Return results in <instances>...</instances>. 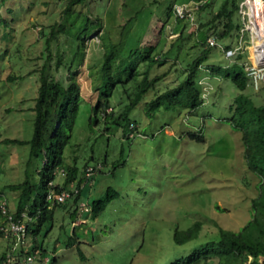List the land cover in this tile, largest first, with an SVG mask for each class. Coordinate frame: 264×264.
Masks as SVG:
<instances>
[{"label":"rangeland","instance_id":"rangeland-1","mask_svg":"<svg viewBox=\"0 0 264 264\" xmlns=\"http://www.w3.org/2000/svg\"><path fill=\"white\" fill-rule=\"evenodd\" d=\"M223 1L88 0L66 16L69 0H0V13L9 25L0 24V205L6 201L13 213L18 209L26 190H10L11 185L26 182L29 191L37 185L39 194L43 192L40 171L47 139L64 98L55 105H44L38 155L31 156L30 143L12 140L31 142L34 138L45 64L58 79L66 80L69 71L76 73L81 87L80 109L64 151V166L77 167L76 185L87 163L99 169L81 201L86 207L82 210L79 205L76 220L72 223L70 219L74 201L66 202L55 209L50 227L43 226L40 234L29 239L28 243L37 238L46 248V264H170L218 237L220 227L240 231L251 219L260 179L248 168L241 131L226 121L241 91L230 79L219 78L205 67L235 61L245 67L263 63L264 52L256 31L260 25L249 7L254 0L242 1L240 37L235 35L232 48L226 49L230 40L222 38L221 31L214 29L218 22H212ZM177 7H186V17H179ZM88 23L90 32L85 28ZM76 36L80 39L75 40L73 51L78 55L73 57L70 41ZM212 36H217L215 46L208 42ZM112 45L119 52L116 65L137 58L136 79L124 88L116 87L108 110L113 116L91 128L92 109L103 83L104 55ZM205 50L208 59L197 84L205 103L192 111L161 107L153 112L149 103L185 79L190 65ZM62 53L64 66L71 70L56 69ZM149 57L164 64L151 65ZM146 74L164 78L130 114L127 130L125 122L117 125L115 120ZM245 93L257 105H264V84L259 89L250 85ZM190 134L203 140L191 139ZM66 172L58 168L54 183H63ZM108 188L118 197L92 218V202L104 198ZM197 222L202 227L194 238L175 241ZM70 238L76 244L69 248ZM8 243L0 236V255Z\"/></svg>","mask_w":264,"mask_h":264},{"label":"trees","instance_id":"trees-1","mask_svg":"<svg viewBox=\"0 0 264 264\" xmlns=\"http://www.w3.org/2000/svg\"><path fill=\"white\" fill-rule=\"evenodd\" d=\"M87 1L88 0H69L64 10V14L66 16H71L77 5H83ZM242 1L243 0H224L212 21L213 23L218 22L213 25L215 30L221 31V37L230 40V43L226 46L227 50L232 48L235 35L238 38L240 37L242 24L239 11ZM206 6H208V3L204 4V7ZM0 15V24L5 25L6 23V26H9L7 19L4 18L1 13ZM85 28L87 29V32L91 31L89 23ZM60 31H65L63 26H61ZM55 34V31H52V35L55 36ZM200 36L204 42H207V36L205 33H201ZM77 39L80 38L77 36L71 37L70 41V51L73 57L78 55L73 51L74 42ZM7 48L8 47L5 48L6 52ZM47 49L50 51V40L48 41ZM208 52V50L203 51L202 55L194 60L190 65L189 73L185 79L176 84V86L169 87L168 90L158 95L149 103L150 109H152L153 112L161 107L166 110L181 107L192 111L205 103L203 93L197 87V84L200 69L208 59ZM62 57L63 53L58 56V61L56 63L57 70H59L61 66H64ZM118 58L119 52L116 45H112L106 50L102 68L103 83L99 88L98 98L92 109L90 117L91 128L99 125L101 121H103L102 118L106 120L113 116V113H109L108 110L111 108V99L116 87L121 84L124 88L130 80L136 79L137 74L135 68L137 65V58L132 57L134 61L131 58V60L127 59L121 64L116 65L115 61ZM140 58L143 59L144 57L141 56ZM51 59L52 56L50 55L47 62L51 61ZM149 59L151 65L164 64L158 58L149 57ZM49 67L48 64H45L42 69L41 86L39 89L40 94L36 106V109L38 110V118L35 123L34 138L31 142L12 140L13 142H19L20 144L30 143L32 148L31 156L38 155L37 150L44 131V124L42 121L44 105L47 103L55 105L57 100L61 97L64 98L59 104L53 131L47 139L44 155L45 162L40 171V185L43 190L42 194H39L37 185H35V188H33L32 191H29L28 186L30 183L26 182L9 186L10 190L17 191L21 188L26 190V192L21 195L20 203L18 204V209L15 211V214L18 217L21 212L25 210L26 206L29 207V213L35 219L34 222L29 224V227L31 233L35 237L42 232L43 226L48 227L49 224L53 223L55 209L66 204L63 203L50 207V203L46 200L47 194L50 190L49 183L55 182L58 168L64 167L67 172L64 174L66 176L65 181L63 183H56L53 189L56 193H60L63 188H67L70 185H76L75 181L78 178L77 167H65L63 156L65 148L70 143V137L77 121L80 109L81 87L77 81L76 73L69 71L70 73L68 72L66 80L58 79L55 75H51V73L48 72ZM205 68L212 71V73L219 78L230 79L241 91V94L235 98L234 107H231L233 114L230 118H227L226 121L232 126V128L239 130L242 133L244 155L248 168L260 179L259 195L252 201L251 219L240 231H232L220 227L218 237L208 241L201 249L193 252L191 255L183 257L170 264H212L211 261L214 260H216V263L214 262V264H264V105H257L253 98L245 93L250 86V79L245 70V66L239 63V61H235V63L227 66ZM67 69L71 70L69 66ZM163 78L164 75L150 78L146 74L134 95H129V104L126 105L124 113L115 120V123L120 125L122 122H125V127L129 130V125L132 121L130 119V114L145 98L146 94L151 89L155 88L156 84ZM14 79L15 78L10 77L11 81ZM189 137L198 141L203 140L202 136L197 137L194 134H190ZM88 166L91 165L87 163L84 169ZM84 172L82 178H80L81 182L76 185L80 188L79 194L67 201H74V210L70 214L72 223L78 216L79 204L84 200L83 197L86 193V189L89 188L88 185L83 186L85 181ZM96 176L97 174L94 178H96ZM32 194L35 195V199L33 200L30 199ZM116 196L118 197V193L112 188H108L104 198L96 199L92 202L91 217H98V215L114 198H116ZM38 214L39 216H37ZM0 218H3L1 209ZM201 227L202 225L197 222L192 227L188 228L183 236H176L174 239L177 243L189 241L194 238L195 234L200 232ZM0 236H2L1 233ZM75 244V240L70 238L67 246L70 248ZM32 245L33 249L31 252L33 254H39L37 264H46L43 261V255L47 254L46 248L43 244L37 241V238L32 241ZM5 257L6 252L0 255V263ZM52 262L56 263L55 257L52 258Z\"/></svg>","mask_w":264,"mask_h":264},{"label":"built area","instance_id":"built-area-1","mask_svg":"<svg viewBox=\"0 0 264 264\" xmlns=\"http://www.w3.org/2000/svg\"><path fill=\"white\" fill-rule=\"evenodd\" d=\"M177 12L179 17H186L187 15L186 7H177ZM208 42L211 46L217 45V36L209 37ZM228 54H231L230 51H228ZM245 70L250 79V85L255 89H259V87L264 84V62L246 66ZM97 171L98 167L95 166H88L85 169V181L83 186L93 185ZM62 172H64L63 169ZM55 185L56 184L53 182L49 183L50 190L46 200L50 203V207L66 203L80 192V188L76 185H70L67 188H63L60 193H56L53 190ZM79 205L82 210L86 207L85 202H80ZM0 209L3 214V221L0 224V233L9 241L6 257L0 264H37L39 255L38 253L33 254L31 252L33 249L32 241L34 239L28 243L29 239L33 238L29 224L35 220L29 213V207H26L18 217L8 209V203L6 201L1 203ZM37 216H39V214Z\"/></svg>","mask_w":264,"mask_h":264},{"label":"bare ground","instance_id":"bare-ground-1","mask_svg":"<svg viewBox=\"0 0 264 264\" xmlns=\"http://www.w3.org/2000/svg\"><path fill=\"white\" fill-rule=\"evenodd\" d=\"M251 4L252 5L249 7L252 8L253 16L256 18L260 25V28L256 30L259 35L258 40L261 44L259 48L262 52H264V4L261 0H254L253 2H251Z\"/></svg>","mask_w":264,"mask_h":264},{"label":"clouds","instance_id":"clouds-1","mask_svg":"<svg viewBox=\"0 0 264 264\" xmlns=\"http://www.w3.org/2000/svg\"><path fill=\"white\" fill-rule=\"evenodd\" d=\"M38 261V260H37Z\"/></svg>","mask_w":264,"mask_h":264}]
</instances>
